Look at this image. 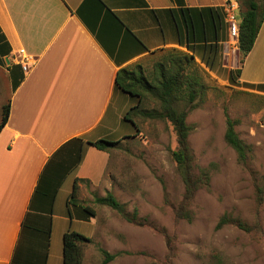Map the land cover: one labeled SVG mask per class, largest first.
I'll return each instance as SVG.
<instances>
[{
	"label": "crops",
	"instance_id": "obj_1",
	"mask_svg": "<svg viewBox=\"0 0 264 264\" xmlns=\"http://www.w3.org/2000/svg\"><path fill=\"white\" fill-rule=\"evenodd\" d=\"M230 3L240 22L239 0H0V123L10 102L0 131V264H63L68 230L93 239L83 264L101 263L97 211L77 219L87 204L79 193L77 204L69 199L77 178L89 180L79 181V192L103 183L110 153L90 142L131 135L117 72L161 48L186 50L178 43L180 9L225 14ZM20 49L30 57L27 71L14 58ZM231 67L264 97V21L245 61Z\"/></svg>",
	"mask_w": 264,
	"mask_h": 264
},
{
	"label": "rangeland",
	"instance_id": "obj_2",
	"mask_svg": "<svg viewBox=\"0 0 264 264\" xmlns=\"http://www.w3.org/2000/svg\"><path fill=\"white\" fill-rule=\"evenodd\" d=\"M237 14L240 19V11ZM236 47L232 42L222 46L213 70L197 59L208 89L189 113V142L194 174L207 171L210 182L201 186L190 202L191 220L177 214L185 186L173 159L177 139L168 121L137 116V132L125 120L133 137L123 139L110 151L103 183L97 187L84 183L78 190L83 201L97 211V222L105 234L98 248L118 254L109 264H264V201L258 204L256 191V186L264 183V97L229 82L232 62L240 63ZM160 55L156 51L134 64L150 71ZM137 101L127 95L129 109ZM158 106L152 99L143 105ZM228 115L238 120L236 130L249 147L245 162L225 140ZM108 192L124 204V213L95 202L96 196ZM79 206L76 218L86 220L80 212L89 213ZM135 209L138 221L130 222L124 214L132 215ZM224 216L251 225L259 222V226L251 232L233 223L217 228Z\"/></svg>",
	"mask_w": 264,
	"mask_h": 264
},
{
	"label": "trees",
	"instance_id": "obj_3",
	"mask_svg": "<svg viewBox=\"0 0 264 264\" xmlns=\"http://www.w3.org/2000/svg\"><path fill=\"white\" fill-rule=\"evenodd\" d=\"M239 1L241 7L244 8L242 19L239 22L238 36L240 63L242 64L253 49L263 24L264 0ZM180 13L182 18L176 21L178 43L186 50L175 47L153 51L152 53L159 51L161 55L150 71H146L141 64L134 63L121 67L117 72L116 86L138 99L136 105L125 114V120L131 122L137 132L140 131L137 116L168 121L172 124L177 139V147L172 155L185 186L184 202L178 208L177 214L178 217L191 220L188 206L197 190L210 182V175L207 171H203L199 176L194 174L193 154L189 142L192 131L187 121L189 113L199 105V101L203 100L208 89L204 70L197 58L213 70L221 54L220 42L227 38L228 31L225 14L221 7H186L180 9ZM240 75L241 68L231 69L228 74L229 82L232 85H246L247 87V84L244 85L238 81ZM148 99L158 102V108H144L143 105ZM9 115L10 102H7L3 107L0 131L6 125ZM237 124L238 120L227 116L225 140L235 149L239 160L245 162L249 147L237 132ZM131 137L133 135L125 136L117 141L100 139L90 144L110 153L123 139ZM79 181L88 182L89 180L76 179L69 204L76 202ZM256 191L257 202L261 204L264 201V183L257 185ZM95 202L110 206L121 213L125 212L124 204L112 192H108L105 196H96ZM83 209L90 215H96V210L88 205L83 204ZM124 215L130 222L138 221L137 209L132 215ZM226 223H233L246 232H251L259 226V222L251 225L242 220L224 216L217 228H221ZM92 242V238L75 230H68L63 236V264H83L85 245ZM99 251L103 258L100 264H109L118 256L117 253H111L103 247H99Z\"/></svg>",
	"mask_w": 264,
	"mask_h": 264
},
{
	"label": "built area",
	"instance_id": "obj_4",
	"mask_svg": "<svg viewBox=\"0 0 264 264\" xmlns=\"http://www.w3.org/2000/svg\"><path fill=\"white\" fill-rule=\"evenodd\" d=\"M236 8H237V5L230 3L227 5L225 9L226 22L228 25V33L231 37V41H229L228 45L232 42L233 44H235V46L237 45L238 36H239V21L237 20V16L235 14ZM228 49H229V46H228ZM14 58H18L20 60L25 71L31 68L32 64L30 61V57L27 56L24 49H20L17 53H15ZM232 64L236 65L237 63L233 61Z\"/></svg>",
	"mask_w": 264,
	"mask_h": 264
}]
</instances>
